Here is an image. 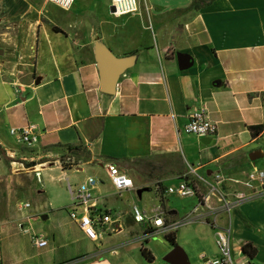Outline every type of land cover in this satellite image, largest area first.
<instances>
[{
    "label": "crops",
    "instance_id": "1",
    "mask_svg": "<svg viewBox=\"0 0 264 264\" xmlns=\"http://www.w3.org/2000/svg\"><path fill=\"white\" fill-rule=\"evenodd\" d=\"M195 1L140 0L137 14L122 17L97 12L98 6L109 10L111 0H75L68 11L49 3L78 15L62 17L47 6L49 16L43 17L56 26L35 23L23 35V67L10 60L0 63V146L12 161L8 166L0 161V264H170L164 258L174 247L165 235L174 234L175 245L185 246L182 237L192 232V221L209 225L214 235L216 228L228 230L231 211L241 214L237 208L243 203L242 208L264 213V195H256L264 189L258 180L264 173V0H215L199 11L193 10ZM101 49L126 62L113 95L100 91ZM177 54L189 58L188 69H178ZM202 109L216 134L183 133L190 116ZM29 126L37 138L32 148L9 134ZM254 127H262L257 137L250 132ZM56 145L82 146L90 158L71 172L62 171L55 160L59 155L50 148ZM19 146L36 154L25 157ZM42 157L54 160L26 167ZM91 164L105 176L89 174L84 167ZM107 164L133 181L131 191L116 192ZM251 174L255 180L249 188ZM79 175V185L87 178L97 181L90 191L94 209L112 216L98 242L86 239L70 219L73 212L80 217L83 208L71 198L61 199L65 184ZM182 180L193 184L194 196L165 193ZM33 181L39 190L30 189ZM22 192L43 199L19 211L21 202L13 204ZM130 194L136 204L117 205L118 196ZM221 197L232 206L229 215L220 211ZM133 206L148 219L161 208L166 223L175 227L161 232L151 222L135 224ZM222 214L228 225L221 223ZM24 218H29L24 226L29 234L17 229ZM246 221L244 228L252 229L250 218ZM244 228L234 255L249 243L257 252L253 259L264 264V235ZM153 234H162L161 253L151 247ZM31 236L45 239L47 246L35 247ZM180 247L190 264L188 249ZM198 255L202 263L210 259L204 251ZM234 255L230 250L235 264H250Z\"/></svg>",
    "mask_w": 264,
    "mask_h": 264
},
{
    "label": "built area",
    "instance_id": "2",
    "mask_svg": "<svg viewBox=\"0 0 264 264\" xmlns=\"http://www.w3.org/2000/svg\"><path fill=\"white\" fill-rule=\"evenodd\" d=\"M50 4L58 7L60 10L68 11L75 0H47ZM139 1L140 0H111L110 7L113 8V13L111 15L122 17V16H132L139 12ZM183 133L187 135H192L197 138H209L216 134V126L212 123L205 110H200L190 116L187 124L183 127ZM9 134L16 139V142L19 145H22L26 148H32L36 142L37 138L33 132V127L29 126L22 129H11ZM73 159L65 158L62 161H58V164L61 167L67 166L71 167V171L75 169L73 167ZM107 175L112 183V186L118 193L125 191H131L133 189V181L127 177L125 174L121 173L116 166L113 164L106 165ZM67 170V172L69 171ZM38 177V175H37ZM216 180L222 181V178L216 176ZM255 180L253 174L249 175V182L246 185L249 188H252V182ZM260 183L264 182V173H260L258 176ZM97 185V181L93 178H87V180L80 184L75 190L73 187L67 183L68 194L74 203L75 207L83 208V214L78 217L76 212L70 214V219L75 222L80 229L83 236L92 241L98 242L102 237V231L107 225L112 224V216L108 213H100L95 208L94 199L90 193ZM165 193L168 195H176L180 198H186L189 196L195 195V189L191 182L189 181H180L175 187H168L165 190ZM257 196L264 195V189L260 191V194ZM221 209L220 211L226 212L228 215L231 210V205L227 203L226 199L221 197ZM238 201H242L244 197L242 195L238 196ZM19 211H24L30 208L29 203H20L18 205ZM161 209V208H160ZM159 209V214L151 219H148L145 214H143L137 207L133 206L131 209L132 219L135 224H145L146 222L150 223L153 228L160 230L161 232H168L172 229L173 225H169L165 221L166 214L163 210ZM29 218L21 219L17 223V229H19L23 234H29V228L24 227L25 223H28ZM175 227V225L173 226ZM230 230L216 228L214 230V244L218 249V254L216 257L205 260L202 264H235L233 259L230 256ZM32 243L35 247L42 249L47 246V241L39 236H31ZM241 254V252H240Z\"/></svg>",
    "mask_w": 264,
    "mask_h": 264
},
{
    "label": "rangeland",
    "instance_id": "3",
    "mask_svg": "<svg viewBox=\"0 0 264 264\" xmlns=\"http://www.w3.org/2000/svg\"><path fill=\"white\" fill-rule=\"evenodd\" d=\"M26 4L21 5L20 2L22 0H0V63H6L8 60L13 61L15 63V67L18 69L22 68L25 59H23V50H24V43H23V35L27 34L30 32L32 25L35 23L40 24L41 26L43 24H49L52 27H54V23H51L47 19V13H46V7L51 6L49 5V2L47 0H24ZM103 2L104 0H100ZM14 2V5L16 6H11L9 8V4H12ZM38 5H35L36 3ZM29 7V10H27ZM44 5V7H43ZM56 7V6H55ZM75 7H79L76 5ZM87 7V6H86ZM53 8V7H50ZM58 8V7H57ZM7 9H10L11 11H8ZM54 9V8H53ZM55 12H57L60 16H68V17H75L78 14L76 13V10L72 9L68 13H64L62 11H59L54 9ZM107 10V11H106ZM102 11V14L104 16L109 14L108 7L105 6H98L97 7V12L100 13ZM45 16V18L43 17ZM49 16V15H48ZM56 26V25H55ZM31 39L29 43L33 42V36H30ZM21 58V59H20ZM16 68V74L18 76L21 73H17L19 70ZM24 74V73H23ZM20 151H22L25 155V157H33L34 153L36 151L26 149L23 147H18ZM45 153V152H44ZM36 154V153H35ZM44 161H49L52 162L54 160V157L51 158L49 157L46 159V157L40 158L37 162L35 161V164H39L40 162ZM55 160L60 161V159L57 157ZM34 162V161H32ZM30 162V163H32ZM86 162V161H82ZM24 164V163H23ZM58 164V163H57ZM59 165V164H58ZM60 166V165H59ZM24 167V166H23ZM86 168L85 170L88 171L89 174H98L102 178L105 176L104 171L102 170L101 167L97 166V164H91V165H85ZM15 171L17 168H15ZM21 170V167L19 168ZM63 171V170H62ZM23 173V171H20ZM79 176H74L70 179L69 184L73 187V190L77 188L79 185L78 181L79 180L77 177ZM39 183L36 181H33L30 185V189L32 191L39 190ZM116 198V197H115ZM251 198V197H250ZM41 199H43V195H38L37 193L33 192L31 195L27 192H22L19 196L18 199H16L17 204L13 205H18L19 202L25 203L28 202L33 208L37 207L41 203ZM61 199L63 200H70V196L67 191V186L65 184L64 186V191L61 193ZM118 203L117 205H121L122 207H127L129 202H135L137 203V198L135 194H130L129 196L121 195L118 196ZM247 203L241 204L237 209L238 212L241 214H235L234 211H231V219L230 223L231 225L227 228L230 230V239L232 240L231 245H230V250L231 254L234 255V242H237L238 239H240L239 235L243 236L241 230L244 228V225H248L247 217L250 218L251 224H253V228L251 229L250 226H246L244 228L245 230H250L253 233H260L261 235H264L261 231H264V213H257L256 210L253 207H243ZM240 215V216H239ZM221 223H224L225 225H228V216L227 214H222L220 216ZM244 220L243 222H241ZM248 222V223H247ZM189 225H194L191 227L192 232L190 231H184V236L182 237V241H184L185 246L180 244L176 245L177 247L183 246L184 248L186 247L188 250V258L190 264H202V260L200 259V256L198 253L201 251L206 252L207 256L209 258L216 257L218 254V249L216 248L214 244V235L213 232L210 228L209 225L207 224H200L199 222H191ZM241 226V227H240ZM260 229V230H257ZM262 229V230H261ZM162 234H153L151 241L154 243L151 245L153 251L156 253V251L161 253L162 248L165 244H163V239H162ZM181 248V247H180ZM185 248V249H186ZM242 255L240 254L239 256L234 255V260L240 259ZM250 264H258L257 259H251L249 260Z\"/></svg>",
    "mask_w": 264,
    "mask_h": 264
},
{
    "label": "trees",
    "instance_id": "4",
    "mask_svg": "<svg viewBox=\"0 0 264 264\" xmlns=\"http://www.w3.org/2000/svg\"><path fill=\"white\" fill-rule=\"evenodd\" d=\"M215 0H196L195 4L193 6V10L195 11H199L200 9H203L205 7H208L209 5H211V3H213ZM250 132L252 134L253 137H257L261 132H262V127H254V128H250ZM51 150L53 149V151H56L55 153L59 155V159L60 161L63 162V159L65 158H72L74 163H73V167H76L79 163V161H88L90 158V154L88 153V151L82 147V146H61V145H56L53 147H50ZM50 148L47 149H43L44 152H47L50 150ZM0 161H2L6 166H8L12 161L6 156V153L4 151V149L0 146ZM45 161L43 160V162L40 163H44ZM36 164L34 162L32 163H27L26 167L30 168V167H34ZM71 169V167H67V166H62V170L63 171H67ZM187 181V180H184ZM154 233V231L149 230L147 234H152ZM164 239L172 246L175 247V237L174 234H167L164 236ZM140 252L142 254V256L147 260L150 261L151 257L150 254L146 252L145 249H140ZM241 255L242 257H244L245 259H247L248 261L253 259L256 255V250L251 246V244L249 243H245L242 247H241Z\"/></svg>",
    "mask_w": 264,
    "mask_h": 264
},
{
    "label": "water",
    "instance_id": "5",
    "mask_svg": "<svg viewBox=\"0 0 264 264\" xmlns=\"http://www.w3.org/2000/svg\"><path fill=\"white\" fill-rule=\"evenodd\" d=\"M113 8L109 7V12L113 13ZM99 55V74H100V91L106 95H113L118 78L125 71L126 62L114 58L108 51L101 49L98 52ZM177 65L180 71L186 70L191 66L188 57L181 54H177ZM210 140L207 139V142ZM68 172H71L69 170ZM45 220L43 216L41 218ZM164 261L170 264H189L185 255L179 247H174L172 251L164 258Z\"/></svg>",
    "mask_w": 264,
    "mask_h": 264
}]
</instances>
